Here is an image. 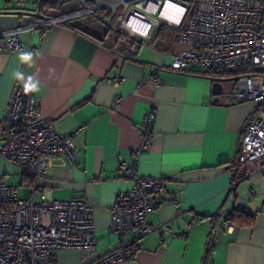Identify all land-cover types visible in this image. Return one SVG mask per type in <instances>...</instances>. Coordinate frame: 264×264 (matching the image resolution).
Returning a JSON list of instances; mask_svg holds the SVG:
<instances>
[{"label": "crops", "instance_id": "1", "mask_svg": "<svg viewBox=\"0 0 264 264\" xmlns=\"http://www.w3.org/2000/svg\"><path fill=\"white\" fill-rule=\"evenodd\" d=\"M78 1L117 0H64L51 11L74 10ZM179 1L187 6L188 0ZM37 5L0 0V31L25 23ZM159 26L139 36L116 35L103 20L85 14L24 31L22 49H1L0 123L14 87L23 86L13 76L18 69L40 81L41 91L34 94L41 115L56 131L73 135L77 154L76 164L61 154L50 157L37 179L2 160L0 171L21 198L34 190L55 199H85L97 252L124 245L133 255L117 264H264V165H236L243 129L258 104L231 98L237 77L170 69L173 53L184 45L173 39L155 46ZM22 52H31L32 61L22 62ZM160 66V83L153 85L151 74ZM149 111L154 117L143 147L142 122ZM130 173L164 178L178 200L174 205L156 198L149 221L161 227L138 239L110 231L109 209L116 194L132 186ZM235 208L248 215L246 224L221 225ZM51 264H82L81 251L62 249Z\"/></svg>", "mask_w": 264, "mask_h": 264}, {"label": "built area", "instance_id": "2", "mask_svg": "<svg viewBox=\"0 0 264 264\" xmlns=\"http://www.w3.org/2000/svg\"><path fill=\"white\" fill-rule=\"evenodd\" d=\"M63 1L35 0L37 8L27 14L25 23L0 31V50L22 49L24 31L92 14L113 31L131 37L146 34L151 25L180 26L177 42L184 47L173 53L169 65L175 71L223 74L244 62L264 67V0H193L190 17L189 8L179 0L97 1L92 6L78 1L74 10L53 13L51 7ZM168 3L174 7L169 11L171 21L163 13ZM162 69L160 66L151 74L153 85H159ZM237 81L238 89L231 98L254 101L259 108L243 129L236 165H264V77L248 73ZM153 117L149 111L142 122L143 147L148 143ZM0 137V160L34 179L45 173L49 158L56 154L76 164L73 135L56 131L51 119L41 115L35 94H26L22 85H16L11 93L1 119ZM119 165L124 166L120 159ZM130 177L132 186L117 193L109 209L110 231L119 236L133 234L138 239L161 227L149 221L158 203L156 198L169 199L174 205L178 200L169 194L162 177L133 173ZM221 225L231 223L224 219ZM96 246L93 212L85 199H55L34 190L30 197L21 198L17 186L7 183L0 171V264H51L66 248L79 249L82 264H117L133 258L124 245L103 255Z\"/></svg>", "mask_w": 264, "mask_h": 264}, {"label": "trees", "instance_id": "3", "mask_svg": "<svg viewBox=\"0 0 264 264\" xmlns=\"http://www.w3.org/2000/svg\"><path fill=\"white\" fill-rule=\"evenodd\" d=\"M17 1L20 2L23 0H17ZM92 5H94V4H88L87 6H92ZM56 8H58V7L56 6ZM110 14L111 13L108 12V16H110ZM190 14L192 15V10H191ZM179 30H180V28L169 27L166 23H161L159 26V29H158V33L156 34V37L154 39V45L155 46H159L160 44L165 45V42H170L173 39H177V35L179 33ZM169 32H170V34H169ZM114 33L116 35H121V33H119V32H117V33L114 32ZM248 73H254L256 75L264 77V67H255L250 62H244L241 65L236 66L233 69H229V70L225 71L223 74L208 73V75H211L212 77H216V78H221V77L226 76V75L238 78V77L244 76ZM258 108H259V104H258L256 112L258 111ZM247 218H248V215L245 214V212L242 209L235 208L234 211L232 212L231 216H230L229 221L233 225H235V224L241 225V224H246L245 221Z\"/></svg>", "mask_w": 264, "mask_h": 264}, {"label": "clouds", "instance_id": "4", "mask_svg": "<svg viewBox=\"0 0 264 264\" xmlns=\"http://www.w3.org/2000/svg\"><path fill=\"white\" fill-rule=\"evenodd\" d=\"M19 59L22 62H30L32 61V53L31 52H22L20 54ZM50 71H54L51 70ZM13 76L21 81H23V90L26 94L28 93H39L41 91L40 81L33 75L24 77V74L18 69L13 72Z\"/></svg>", "mask_w": 264, "mask_h": 264}, {"label": "bare ground", "instance_id": "5", "mask_svg": "<svg viewBox=\"0 0 264 264\" xmlns=\"http://www.w3.org/2000/svg\"><path fill=\"white\" fill-rule=\"evenodd\" d=\"M171 9H174V7L172 6V4H169V3H168V4L165 6L164 10H163V13H164V15L166 16V18H167L168 21H171V20L173 19V16H171V15L169 14V11H170ZM141 32H144V29H141Z\"/></svg>", "mask_w": 264, "mask_h": 264}, {"label": "rangeland", "instance_id": "6", "mask_svg": "<svg viewBox=\"0 0 264 264\" xmlns=\"http://www.w3.org/2000/svg\"><path fill=\"white\" fill-rule=\"evenodd\" d=\"M185 3L187 4V6L189 7V11H191L192 10V8H193V1L191 2V0L189 1H185ZM31 7H32V5H31ZM156 16L155 15H152V18H155ZM108 20V19H107ZM104 23H105V21H104ZM20 192L21 193H25L24 192V190H20Z\"/></svg>", "mask_w": 264, "mask_h": 264}, {"label": "water", "instance_id": "7", "mask_svg": "<svg viewBox=\"0 0 264 264\" xmlns=\"http://www.w3.org/2000/svg\"><path fill=\"white\" fill-rule=\"evenodd\" d=\"M214 87L216 88H218V90H219V88L221 87V84L219 83V82H215L214 83ZM217 92H220V91H217Z\"/></svg>", "mask_w": 264, "mask_h": 264}]
</instances>
